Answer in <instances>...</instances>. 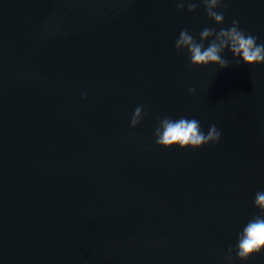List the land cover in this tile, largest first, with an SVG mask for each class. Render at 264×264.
Segmentation results:
<instances>
[{
    "label": "water",
    "instance_id": "95a60500",
    "mask_svg": "<svg viewBox=\"0 0 264 264\" xmlns=\"http://www.w3.org/2000/svg\"><path fill=\"white\" fill-rule=\"evenodd\" d=\"M225 3L220 25L202 0H0V264H228L264 188V63L174 45L234 17L264 40V0ZM163 115L220 139L157 144Z\"/></svg>",
    "mask_w": 264,
    "mask_h": 264
},
{
    "label": "clouds",
    "instance_id": "9594fccd",
    "mask_svg": "<svg viewBox=\"0 0 264 264\" xmlns=\"http://www.w3.org/2000/svg\"><path fill=\"white\" fill-rule=\"evenodd\" d=\"M178 8L194 11L198 7V0H176ZM207 16L216 24L222 25L226 8L225 0H202ZM178 52L187 50L189 65L218 64L227 66L230 61L225 55L231 52L237 64L264 63V40L240 27V21L233 18L227 27L204 26L198 36L189 29L182 28L174 42ZM195 91V88L190 89ZM83 95V93H82ZM145 115L143 105H137L131 115L130 124L136 126ZM154 128L155 143L163 146L178 145L184 147H200L209 142L220 139L221 132L213 123L207 132L204 131L199 119L180 115L172 117L163 115L157 118ZM258 212L247 219L237 233L235 244L229 245L224 259L228 264H235L236 258L247 260L254 253L264 251V188L258 189L253 198ZM235 254V255H233Z\"/></svg>",
    "mask_w": 264,
    "mask_h": 264
}]
</instances>
